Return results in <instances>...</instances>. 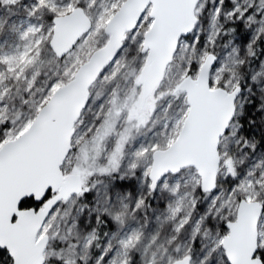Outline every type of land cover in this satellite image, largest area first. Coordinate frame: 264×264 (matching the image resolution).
Returning <instances> with one entry per match:
<instances>
[{"label": "rangeland", "instance_id": "374dc122", "mask_svg": "<svg viewBox=\"0 0 264 264\" xmlns=\"http://www.w3.org/2000/svg\"><path fill=\"white\" fill-rule=\"evenodd\" d=\"M123 1L7 0L14 4L7 16L8 8L0 7V146L25 131L37 112L31 114V110L37 107L38 102H41L42 98L47 100L55 89L68 82L78 66L86 61L93 51L105 44L107 35L104 33V27ZM81 2L85 13L92 21V28L68 55L60 59L57 70L49 71L52 75L44 76L41 69L50 64L53 57L55 58L49 48L52 21L47 20V17L66 14ZM220 3V0H199L195 9L197 24L192 42L206 31H212L215 35L222 24L227 22L225 12L217 13ZM249 4L246 3L245 6ZM149 10H146L136 28L126 35L123 47L114 61L104 69L89 89L88 102L74 126L71 151L61 169L65 175L75 173L82 177L84 171L79 170L80 164L95 162L96 167L89 173L97 174L99 177L94 175L97 179H91L87 185L82 179V192L59 203L47 217L37 235V239L42 236L48 237L44 252L45 264L52 258L48 253L49 248L55 243L66 244L67 241L72 244L65 247L67 253L64 256L78 257L84 260V264H163L157 258L158 251L164 254V262H167L170 261L175 249H179L175 260L189 256L190 264H228L221 249V240L225 234L219 235V221L226 214L212 213L210 216L209 207L216 208L217 204L223 205L222 200L224 202L228 200L226 210L230 211L235 219L240 198L248 202L257 201L264 206V188L259 184L264 183V147L254 150L252 155L248 154L249 162L240 170L239 165L235 164L240 151L237 150L235 159L232 157L234 155L226 151L229 138L233 140L234 134L239 130L238 125L230 124L228 134L219 145L218 173L222 179L227 180L225 192L220 189L215 196L210 194L200 198L199 209L194 215H189L184 223L185 235L187 234L189 239L186 236L173 250L167 246L162 247V240L152 249L155 242L149 235L151 230L149 221L153 227L159 224L158 227L161 229L169 227L170 224L169 230H172L173 223H176V212H179L184 199L193 190L192 183L200 186V178L196 171L188 168L175 175L165 176L154 191L150 190L147 176L151 154L173 142L187 112V105L185 112L178 107L170 111L168 105L171 101H179L180 98L185 100L184 93L178 92L179 96L175 98L172 91L186 76L196 77L199 66L208 54H214L216 59L218 57L220 62H223L235 45L238 57L242 58L239 38L246 36L247 33L243 32L239 37L236 35L232 39L234 41L236 38L235 44L228 40L217 49L219 53L214 51L217 41L213 38L208 52L202 53L199 60L197 58L205 43L195 47V44L190 45L189 41H185L190 35L181 39L160 86L141 107V85L137 79L146 58V54L141 53V46L143 34L152 22ZM260 15L264 17V7ZM249 37L255 38L257 33L250 31ZM194 66L196 71L192 75L190 72ZM252 71L256 72L257 69L252 68ZM17 77L27 82L20 90L13 82L10 84L14 88L4 83ZM234 87L235 85L224 89L231 91ZM37 88H41L42 92L37 93ZM247 89L245 93L250 98L252 94L250 89ZM116 91L131 97V110L130 113L123 111L113 117L110 109ZM165 92L166 96L163 94ZM4 93L6 98L2 97ZM159 95H164V98L158 100ZM15 99H18L17 106L13 105ZM124 100L127 104L128 99ZM136 112H139L141 118L136 125H132L131 118H139ZM253 113L257 118V124L251 127V132L255 133L258 129L264 132V108L260 109L257 115L256 111ZM8 115L13 117L12 122L8 121ZM252 116L251 124L256 121ZM91 144L96 146L97 151L90 161L85 155L84 148L85 145ZM123 181L126 182V187L131 189L121 184ZM149 192L153 193L149 211L138 210V200ZM236 194H239V197L235 200ZM129 195H132V199L128 197ZM129 204L134 205L132 210L129 209ZM218 210L220 209H215L216 212ZM173 211L175 214H172ZM106 215L114 225L93 256L91 252L95 236L93 227ZM227 221H232V218L226 217V220L224 218L223 223ZM186 229L189 231L186 232ZM195 239L202 248L199 251L195 250L193 256L188 255ZM258 249L261 250L258 257L262 255L264 262V210L258 224ZM135 253L138 257L134 260Z\"/></svg>", "mask_w": 264, "mask_h": 264}, {"label": "water", "instance_id": "95a60500", "mask_svg": "<svg viewBox=\"0 0 264 264\" xmlns=\"http://www.w3.org/2000/svg\"><path fill=\"white\" fill-rule=\"evenodd\" d=\"M198 2L124 0L104 27L105 44L51 93L25 131L0 146V250L7 252L12 264H45L48 237L37 239L39 231L59 203L82 192L81 175H65L61 168L71 151L74 126L88 102L89 89L114 61L126 34L150 9L152 23L143 35L142 48L147 57L138 82L144 85V91L153 89L162 81L180 39L194 31ZM91 28L92 21L81 7L54 17L49 48L55 58H64ZM216 62L214 54L206 55L196 77H185L178 84L176 90L184 92L188 109L173 142L151 154L147 176L151 191L165 176L188 168L196 171L204 192L214 191L220 167L219 142L232 122L242 91L240 86L231 91L210 87ZM28 198L42 202V206L20 208ZM263 210L257 201L239 200L235 219L226 222L227 235L221 240L228 264H263L256 257ZM190 260L184 256L171 264H190Z\"/></svg>", "mask_w": 264, "mask_h": 264}, {"label": "trees", "instance_id": "16d2710c", "mask_svg": "<svg viewBox=\"0 0 264 264\" xmlns=\"http://www.w3.org/2000/svg\"><path fill=\"white\" fill-rule=\"evenodd\" d=\"M221 3L219 4L217 13L222 14L223 12L226 13V16L228 18L227 22L223 23L222 26L217 30L216 34L214 35L212 31H206L204 34H200L197 39H194L192 42V39L194 36L193 33L185 39V41H189L190 45L195 44V47H199L201 43L204 44V49L201 50V53L198 60L200 59L202 53L208 52L211 43L213 42V38L215 41H217L216 50H214L216 53H219L217 50L219 47L224 45L228 40L231 41L233 44H235L237 41L234 39L232 40L236 35L239 37L243 32L247 33V35H243L240 39V53L242 55L241 57H238L237 49H235V45L232 47V51L229 52V56L227 59H225L223 62H220V59L217 57L216 66L211 74L210 84L211 86L215 87H221L229 89L233 85L240 86L242 91L239 95V98L236 101V112L235 116L233 118L232 124L238 125L239 130L236 134H234V146L233 149L230 150L226 148V151L229 154H234L238 150L237 144H244L243 148H240V154L238 155L237 159L235 160V164L239 165V169H242V166H245L248 161V154H253L254 150H257L259 147H264V132L260 131V129L256 130V132H251V127L255 124H257V118H255L253 111H256V115L259 113L260 109L264 108V17L260 15V12L262 11L264 7V0H220ZM248 3L249 6H245V4ZM6 6L8 8V11H6V16L9 14L11 9L14 7V4L7 2V0H0V7ZM75 7H81L84 9L83 3L77 4ZM74 7V8H75ZM215 13V12H214ZM52 17H47V20L52 21ZM250 31H255L257 33V37L250 38L249 33ZM194 32V31H193ZM194 47V48H195ZM226 53V55H228ZM60 60L57 58H52L50 61V64L46 65L43 69H41V74L44 76L52 75L49 73L53 72L54 69L57 70L58 64ZM141 68V67H140ZM253 69H257L256 72L252 71ZM196 71V66H194L191 69L190 74L194 75ZM26 73V72H25ZM13 82L19 87V90L24 88L26 85V81L21 80L20 77H17V79H9L8 83L10 87L14 88L10 83ZM3 82H1L2 86ZM178 85V84H177ZM176 85V87H177ZM176 87L173 89L172 93L175 98H177L178 92L176 90ZM250 89V92L252 96L249 98L248 95L245 93V89ZM37 93H41L42 89L37 88ZM3 98H6V94L4 93L2 95ZM125 98L128 99L127 104L125 103ZM18 99H15L13 102L14 106H17ZM46 98L41 100V102H38L37 107L34 110H31V114L34 115V113L37 111L38 107H41L42 104L45 102ZM112 108L110 109V114L113 115V117L118 116V113H121L123 111H129L131 110V97L130 96H124L121 94L120 91H116L112 97ZM176 107L180 108L181 111L185 112L186 103L183 98H180L179 101H171L168 105V108L170 111L173 109H176ZM26 108V107H25ZM257 108V110H255ZM181 112V114H184ZM253 115V116H252ZM184 116V115H183ZM253 117V119H256L254 123L251 124L250 117ZM134 117V116H132ZM8 121L12 122L13 117L11 115L7 116ZM133 122L132 125H136L138 123L139 118L134 117L131 118ZM249 146V147H247ZM247 148V149H246ZM86 149L85 155L88 160H93L94 154L97 151L96 146L91 145H85ZM118 158V156H117ZM94 167H96V163L93 162H82L79 166V170L84 171V174L82 176L83 183L87 185V183L91 179H97L94 175L97 174H91L89 173ZM219 172V171H218ZM88 174H90V178H88ZM98 176V175H97ZM105 176H108V174H105ZM114 176V175H113ZM112 176V177H113ZM99 177V176H98ZM226 179H222L221 175L217 173L216 178V185L213 192L206 193L202 190L201 186H198L197 183L193 182V190H191L190 195L186 197L183 201V206L179 208V212H176V219L173 223L172 230H169L170 224H168L169 227H165L164 229H161V227H158L159 224L155 227H153V224L151 221L149 227L151 230L149 231V235L151 239L155 242L152 246V249L155 248V245L160 243L162 240V247H170V249H174V247L181 243L183 239L187 236L185 235V221L186 218L189 215H194V213L197 212L199 209V205L201 202V199L206 196L212 194V196H215L216 193H219L220 189L225 192L226 190ZM121 184H123L125 187L126 182L123 181ZM261 187L264 188V183H259ZM128 188V187H126ZM128 189H131L129 187ZM112 192V190H111ZM49 195V194H47ZM152 192H149L148 195L145 197H142L137 202L138 210H146L149 211L151 207V200H152ZM130 199H132V195L128 196ZM239 194L235 195V200L238 199ZM201 198V199H200ZM109 200V199H107ZM241 200V198L239 199ZM223 201V205L217 204L215 207H209V215L212 213L216 214H226L224 217L219 221V235L223 236V234L226 235V223H223L224 218L226 220V217L233 219V214L230 211H227L226 208L228 207L229 201L226 202ZM42 203L35 202L33 198L25 199L21 202L20 208L22 209H28V208H38L41 206ZM134 205L129 204V209H133ZM219 208L217 213L215 209ZM170 210V209H169ZM168 210V211H169ZM172 214H175L173 211ZM210 215V216H211ZM228 222V221H227ZM114 222H111L109 220V217L106 215L104 216L96 225H94V241L92 244L93 250L91 251L93 256L96 253V249L102 242L105 235L113 228ZM204 225V224H202ZM189 230L186 229V232ZM224 235V236H225ZM223 236V237H224ZM189 239V236H187ZM66 244H59L55 243L53 244L49 250L48 253L52 257L51 260H48L49 264H84V260L79 259L78 257L71 256L67 258L64 256L65 253H67V249L65 250V247H67L69 244H72V242L67 241ZM202 248L199 246V242H197V239L194 240L193 246L191 247V252L188 253V255H192L195 253V250H200ZM179 249H175L172 252V255L170 257V261L164 262L165 257L164 254L161 253L159 250L157 253V258L160 262L163 264H169L170 262L174 261L177 258L176 252ZM261 250L258 249L257 256H260ZM138 257V254H134V260ZM262 260V255L259 257ZM263 262V260H262ZM47 263V262H46ZM47 263V264H48ZM264 263V262H263ZM0 264H12L11 259L8 257L7 252L5 250H0Z\"/></svg>", "mask_w": 264, "mask_h": 264}, {"label": "flooded vegetation", "instance_id": "af4514ba", "mask_svg": "<svg viewBox=\"0 0 264 264\" xmlns=\"http://www.w3.org/2000/svg\"><path fill=\"white\" fill-rule=\"evenodd\" d=\"M141 53L142 54H146V57H147V52H144L143 51V49L141 50ZM145 60H146V58H145ZM144 63H145V61H144ZM143 66H144V64H143ZM160 86V84L158 85V86H156L155 88H153V89H150L149 87H147L146 88V90L144 91V85L143 84H141V96H140V106L142 107V106H144L145 105V101H146V99L148 98V97H150L157 89H158V87ZM210 87L213 89V88H217V87H212L211 85H210ZM177 92H182V91H177ZM182 93H184V92H182ZM165 96H166V94H167V92H165V93H163ZM163 95V96H164ZM162 95H159V98H158V100H160L162 97H163ZM184 97H185V94H184ZM164 98V97H163ZM186 98V97H185ZM185 103H186V100H185ZM187 105V104H186ZM187 109H188V106H187ZM129 113H130V110L128 111ZM136 114H137V116H139L140 118H141V116H140V114H139V112H136ZM186 114V113H185ZM131 115V114H130ZM132 116V115H131ZM235 116V115H234ZM234 118V117H233ZM232 121H233V119H232ZM230 124H232V122L230 123ZM230 126V125H229ZM228 132H229V127H228V129H227V131L225 132V134L223 135V137L226 135V134H228ZM223 137L221 138V140L223 139ZM221 140H220V142H221ZM220 142H219V145H220ZM238 145V150L240 149V148H243L244 147V144H237ZM233 146H234V139L232 140V138L230 139L229 138V143H228V145H227V148L228 149H230V150H232L233 149ZM232 155H234V154H232ZM233 157V156H232ZM226 162H228V161H226ZM258 257V256H257ZM259 258V257H258Z\"/></svg>", "mask_w": 264, "mask_h": 264}]
</instances>
